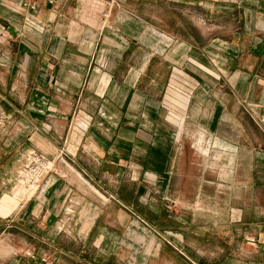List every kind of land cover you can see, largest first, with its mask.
Listing matches in <instances>:
<instances>
[{"label":"crops","instance_id":"crops-1","mask_svg":"<svg viewBox=\"0 0 264 264\" xmlns=\"http://www.w3.org/2000/svg\"><path fill=\"white\" fill-rule=\"evenodd\" d=\"M0 264H264V0H0Z\"/></svg>","mask_w":264,"mask_h":264},{"label":"rangeland","instance_id":"rangeland-1","mask_svg":"<svg viewBox=\"0 0 264 264\" xmlns=\"http://www.w3.org/2000/svg\"><path fill=\"white\" fill-rule=\"evenodd\" d=\"M135 6L137 8V11H139V13H141V11H142L141 4L138 3ZM99 8H101V6ZM200 12H202V9H199V13ZM193 138H194L193 144H194V146L196 148V152H197L196 154L198 155L199 160L203 162L204 161V158H205V155H206V149H207L206 148L207 146H206L205 137L202 136L198 132ZM208 153H210V152H208ZM213 160L215 162V165H214V176H215V178L218 177V176L221 177V175H222V168H221L222 165H221V154H220V152L214 151V153H213ZM203 170H204V168H203ZM248 170H250V169L247 168V172H248ZM21 171H22V169L19 170V172H18V179H16V181H17L18 184H19V180H23V178H20ZM22 182H23V185H20V184L19 185L20 186H23L22 188H24L25 191L26 190H31V186H30V184H28V182H25V180H23ZM197 186H198V190L199 191L200 190H203V191H207V190L209 191V190H211V189H209V187L207 188L206 185L203 184V183H199V184H197ZM33 189L35 190V188H33ZM213 190L214 191L221 190L220 185L214 184ZM16 192H18V190L15 191V193ZM18 194H19V192H18ZM203 202H205V201H203ZM214 250H216V249H214Z\"/></svg>","mask_w":264,"mask_h":264},{"label":"built area","instance_id":"built-area-1","mask_svg":"<svg viewBox=\"0 0 264 264\" xmlns=\"http://www.w3.org/2000/svg\"><path fill=\"white\" fill-rule=\"evenodd\" d=\"M50 4H54L57 0H46ZM102 16L107 17V13L103 12ZM48 165L39 157L36 153H31V156L27 159V163L22 168L20 178H23L25 182H28L31 187L38 186L44 170L47 169ZM21 180V181H23ZM23 183V182H22Z\"/></svg>","mask_w":264,"mask_h":264},{"label":"bare ground","instance_id":"bare-ground-1","mask_svg":"<svg viewBox=\"0 0 264 264\" xmlns=\"http://www.w3.org/2000/svg\"><path fill=\"white\" fill-rule=\"evenodd\" d=\"M94 3L96 4V7H100L101 6V8L100 9H102L103 7H104V4L103 3H101V2H96V1H94ZM93 7H94V5H93ZM105 7H107V6H105ZM107 10V9H106ZM104 11H105V9H104ZM110 18V17H109ZM106 22V21H105ZM50 165V164H49ZM47 173V172H46ZM45 173V174H46ZM44 177V176H43ZM43 177H41V178H43Z\"/></svg>","mask_w":264,"mask_h":264}]
</instances>
